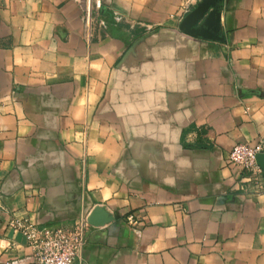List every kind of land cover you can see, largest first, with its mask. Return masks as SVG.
Listing matches in <instances>:
<instances>
[{
	"label": "crops",
	"instance_id": "obj_1",
	"mask_svg": "<svg viewBox=\"0 0 264 264\" xmlns=\"http://www.w3.org/2000/svg\"><path fill=\"white\" fill-rule=\"evenodd\" d=\"M85 3L0 0V264H34L11 219L96 207L73 264H264V187L227 162L264 138V0H214L207 36L180 0H101L90 30Z\"/></svg>",
	"mask_w": 264,
	"mask_h": 264
},
{
	"label": "built area",
	"instance_id": "obj_2",
	"mask_svg": "<svg viewBox=\"0 0 264 264\" xmlns=\"http://www.w3.org/2000/svg\"><path fill=\"white\" fill-rule=\"evenodd\" d=\"M85 1V19L90 30L95 9L100 6L101 0ZM200 1L180 0L181 13L188 14ZM260 153L264 154V138L235 144L227 157V162L239 166L243 173L239 183L253 192H260L264 187V169L257 161ZM88 217L79 216L67 226H48L28 218L15 217L10 220L9 226L26 236L34 250V264H73L82 257L93 227Z\"/></svg>",
	"mask_w": 264,
	"mask_h": 264
},
{
	"label": "water",
	"instance_id": "obj_3",
	"mask_svg": "<svg viewBox=\"0 0 264 264\" xmlns=\"http://www.w3.org/2000/svg\"><path fill=\"white\" fill-rule=\"evenodd\" d=\"M214 0H201L196 7L189 12L181 23V28L193 34L207 36V28L214 27L220 23L219 15L215 11H211ZM206 19V27H198L197 25ZM258 163L264 169V154L260 153L257 156ZM92 225L99 226L113 220V217L103 207H96L88 217Z\"/></svg>",
	"mask_w": 264,
	"mask_h": 264
}]
</instances>
